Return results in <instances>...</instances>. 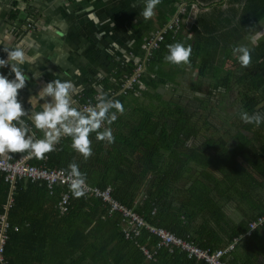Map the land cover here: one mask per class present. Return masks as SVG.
<instances>
[{"label":"trees","instance_id":"obj_1","mask_svg":"<svg viewBox=\"0 0 264 264\" xmlns=\"http://www.w3.org/2000/svg\"><path fill=\"white\" fill-rule=\"evenodd\" d=\"M162 53L158 49L152 54L140 77L143 87L137 83L127 93L121 90L125 76L134 72L135 65H123L124 70L116 73V82H111L108 77L99 82L104 90L119 91L115 99L124 107L123 113H118L117 119L107 125L112 129V143L96 140L95 134L91 133L92 153L89 157L84 158L72 148L63 149L68 153L67 159L78 165L90 184L101 188L110 186L117 200L132 207L149 223L164 227L193 243L196 242L191 240L194 238L193 230L190 225L187 227L182 223V216L189 222L196 221L201 231L209 223L214 226L210 228L213 231L222 230L228 237L226 244L221 242V236L213 237L215 243L197 241L196 244L211 252L233 244L222 260L237 264L235 259L228 257L230 253L236 254L242 237L236 238L249 229L252 220L264 216V119L257 126L240 118L242 112L264 118V52L261 61L254 67L247 65L246 71L236 77L228 75L209 83H192V91L197 92L192 95L179 91L182 83L161 69ZM212 70L202 65L200 74L204 76ZM165 85L174 90L167 98L158 92ZM234 91L238 92L237 95H232ZM95 92V85L87 87L84 100L93 97ZM55 149L57 147L43 158L30 157V163L40 164L47 156L49 167L69 170V164L50 163L60 154V150ZM0 179L4 182L6 203L11 187L3 172H0ZM34 188L49 194L45 182L19 178L15 185V200L9 218L12 224L18 223L19 226L10 230L5 249L8 264H16L15 241L21 226L28 220L27 217H17L22 209V199ZM64 188L59 185L54 194L61 197ZM76 202L102 205V214L106 216V223L114 226L115 237L139 249L141 262L145 259L140 246L125 238L124 223L119 213L107 215V207L97 197L72 195L69 215ZM3 204L0 205V214L4 211ZM227 207L246 210L250 213L249 219L239 225H224ZM137 239L151 248L158 241V237L146 228ZM161 254L172 255L177 264H210L204 259L189 257L179 247L173 250L160 248L151 263L156 264L155 259ZM255 254V251L248 253Z\"/></svg>","mask_w":264,"mask_h":264},{"label":"crops","instance_id":"obj_2","mask_svg":"<svg viewBox=\"0 0 264 264\" xmlns=\"http://www.w3.org/2000/svg\"><path fill=\"white\" fill-rule=\"evenodd\" d=\"M12 1L0 0V58L7 55L3 47L21 46L28 55L40 54L34 63L23 65L29 79L25 88L19 90L18 99L26 109L31 108L29 96L35 95L44 83L54 78L73 81L77 89L73 101L81 108L80 103L87 98L94 99L102 92L104 88L99 82L103 78L116 82L117 71L124 70L123 65L136 66L137 59L144 63L145 71L152 54L158 49L163 52L159 61L161 69L182 83L179 91L190 95L197 93L191 89V84L196 81L209 83L223 76L236 77L246 71V66L242 67L232 55L233 46L245 44L250 47L251 61L248 65L253 67L261 61L264 52V0H160L154 16L149 19L140 14L141 0H34L29 4L38 10V25L33 33H23L18 23L16 27L10 24L9 12L4 10L10 9ZM181 4L184 7L182 13L178 12ZM22 7H27V4ZM174 16L179 18L177 29H168L164 40L149 54L144 46L147 39L163 30ZM177 41L192 48L188 64L177 65L164 60L167 45ZM202 65L213 69L210 75L207 72L204 76L200 74ZM73 69H79L80 74L75 75ZM0 71L8 74L9 68L6 66ZM32 72L41 75L34 78ZM91 83L95 85L96 92L84 100L85 89ZM138 84L144 86L141 81ZM111 91V98L115 99L119 91ZM172 91L169 85L158 90L165 98ZM105 94L103 96L106 97ZM39 102L44 101L33 98L36 111L41 110ZM33 133L37 138L43 135L35 128ZM66 138L62 137L55 145L60 154L58 160L50 162L52 165L54 162L71 163L63 149L72 148L69 144L71 138ZM26 154L33 159L30 152ZM0 156L14 161L24 156V152H4ZM47 158L40 164L47 165ZM48 191L49 194L45 195L36 188L30 189L22 199V209L17 217H27L28 220L21 226L15 241L16 264H152L154 260L146 257L141 262L139 249L115 237V228L106 223L102 205L76 202L70 215L71 204L67 213L60 214L59 200H56L60 197L54 194V190ZM3 203L4 182L0 179V205ZM225 210L224 225H239L250 216L246 210L232 207ZM181 219L183 224L192 228V241L215 243L213 237L221 236L223 244L228 242L222 230L210 229L214 227L210 223L201 231L196 221L189 222L184 216ZM246 232L236 238L242 237L236 254L230 253L229 259H235L237 264H264V226L250 234ZM253 251L255 255H248ZM155 260L156 264H177L170 254H161Z\"/></svg>","mask_w":264,"mask_h":264},{"label":"clouds","instance_id":"obj_3","mask_svg":"<svg viewBox=\"0 0 264 264\" xmlns=\"http://www.w3.org/2000/svg\"><path fill=\"white\" fill-rule=\"evenodd\" d=\"M141 2L143 7L140 14L145 19L153 17L160 0ZM167 49L165 61L177 65L189 63L192 53L190 45L177 41L167 45ZM2 50L7 55L6 58H0V69L7 66L9 73L0 71V153L30 152L39 159L53 151L62 137H70L71 147L87 158L92 153L91 133L95 134L96 140L113 142L112 129L107 125L117 119L118 113L122 114L124 111L119 100L102 96L94 105L78 108L73 101L77 90L73 81L54 78L44 83L35 95L29 96L28 103L31 108L26 109L18 99L19 90L25 88L29 79L23 65L34 63L40 54L28 55L21 46L3 47ZM232 55L242 67L251 61V49L245 44L233 46ZM73 72L77 76L80 74L79 69H73ZM32 74L34 78L41 75L37 72ZM34 97L38 101H44L39 102V111L35 110ZM47 97L51 99H46ZM240 118L248 123L254 122L257 126L264 119L259 115L250 116L246 112H242ZM33 128L41 130L43 135L35 137ZM68 168L69 189L74 197H80L84 192L85 174L75 162L70 163Z\"/></svg>","mask_w":264,"mask_h":264},{"label":"built area","instance_id":"obj_4","mask_svg":"<svg viewBox=\"0 0 264 264\" xmlns=\"http://www.w3.org/2000/svg\"><path fill=\"white\" fill-rule=\"evenodd\" d=\"M178 12H184L183 4L180 5ZM179 24L178 16H174L171 21L166 24V27L158 31L155 35L147 39L144 45L148 50L149 54L152 49L157 48L160 43L164 40L165 32L168 29L176 30ZM152 53V52H151ZM144 63L137 59L136 67L132 74L126 75L122 84L121 90L127 93L133 90L137 83L140 82V77L144 71ZM137 93H140L136 90ZM108 92V95L105 93ZM106 95V98H111L113 92L102 90L98 93L94 99L87 98L85 102L80 103L82 109L94 105L97 100ZM30 154H26L15 161L8 160L7 158L0 156V172L5 174V180L10 184L11 191L4 204V211L0 214V264H8L5 249L10 237V230L14 227L18 229L17 224H12L9 218V211L14 204L13 191L19 178L30 179L31 181L45 182L50 191L54 190L58 185L65 187L61 192L60 200L58 201V209L60 214L68 212L71 200L72 192L69 189V171L64 168H51L44 164H32L29 161ZM84 197H97L107 207V215H114L119 213L124 223V235L127 239H132L142 249L144 255L148 259H154L157 251L162 247H168L173 250L175 247H179L186 251L189 257H196L198 259H204L210 264H228L222 260L224 254H226L232 247L233 244L225 248L217 249L211 252L209 249H204L194 244L193 242L182 238L172 231L149 223L140 213L134 210L132 207L127 206L121 201L117 200L112 194V188L110 186L101 188L96 185L90 184L85 180L84 186ZM264 224V216H260L250 222L249 229L246 233H251L254 229ZM148 229L151 233L158 237L155 247L151 248L146 244L138 242L143 229Z\"/></svg>","mask_w":264,"mask_h":264},{"label":"flooded vegetation","instance_id":"obj_5","mask_svg":"<svg viewBox=\"0 0 264 264\" xmlns=\"http://www.w3.org/2000/svg\"><path fill=\"white\" fill-rule=\"evenodd\" d=\"M34 0H14L11 2L10 9L4 10V12H9V22L10 24H19L20 31L33 33L36 31L38 23L36 22V11H38L35 6H29ZM27 7H22L23 5ZM22 5V6H21ZM14 26V25H13ZM237 91H234L232 95H237ZM197 94V93H194Z\"/></svg>","mask_w":264,"mask_h":264},{"label":"bare ground","instance_id":"obj_6","mask_svg":"<svg viewBox=\"0 0 264 264\" xmlns=\"http://www.w3.org/2000/svg\"><path fill=\"white\" fill-rule=\"evenodd\" d=\"M14 191H16V190H14ZM10 192V191H9ZM15 200V199H14ZM4 207V206H3Z\"/></svg>","mask_w":264,"mask_h":264}]
</instances>
